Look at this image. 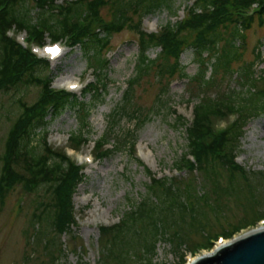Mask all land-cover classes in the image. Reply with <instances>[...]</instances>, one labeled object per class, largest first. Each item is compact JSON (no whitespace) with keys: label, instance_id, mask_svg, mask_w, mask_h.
I'll return each mask as SVG.
<instances>
[{"label":"trees","instance_id":"trees-1","mask_svg":"<svg viewBox=\"0 0 264 264\" xmlns=\"http://www.w3.org/2000/svg\"><path fill=\"white\" fill-rule=\"evenodd\" d=\"M190 1L191 6L186 8L178 23H167L158 32L147 33L141 29L143 16L164 8L171 10L172 0H76L67 1L62 6L55 4L54 0H0V91L22 85L40 88L39 96L33 104L26 105L18 101L21 113L7 134L3 154L0 202L7 187L21 185L29 191L40 186L48 188L53 216L46 210L34 216L31 228H37L30 238L32 242L41 245L50 264H59L63 249L57 244L56 238H48V230L42 226L46 223L60 235L66 232V228L75 225L72 197L83 176L79 168L63 155L50 151L44 137L43 150L30 146L31 137L35 129L46 125L49 115H57L64 108L72 106L83 129L73 133L70 140L75 144L85 141L84 128L89 125V115L107 93L106 71L110 63L106 52L110 50V37L125 28L133 30L136 35L138 54L133 76L126 82L121 102L108 116L111 130L118 127L122 120L134 123L136 129L145 125L150 116H142L141 108L134 107L133 103L137 87L143 79L152 75L159 88L155 103L161 106V98L168 92L172 81L188 77L180 58L186 50L191 49L198 61L199 72L189 77L188 82L191 91L195 90L199 96L193 108V122L185 128V132L187 154L192 155L194 161H190L187 154H184L175 163V168L178 171L186 169L197 172L203 186L207 182L218 186L220 168L246 181L253 175L250 186L255 190L257 185L264 186V172L246 173L235 162L245 126L249 121L264 116V70L256 74L252 70V63H244L237 70L233 68V65L242 62L246 32L255 23L264 27V0ZM29 3L37 10L38 18L34 23L33 18H27L30 13ZM104 8L109 11L108 19L101 14ZM133 17L137 20L134 21ZM12 26L26 30L30 38L38 42L47 34L53 40L68 39L72 47H80L85 53L87 69L91 68L96 77L84 93L89 95V99L79 101L74 95L54 91L48 76L36 75L47 70L48 64L36 59L28 50L5 36L4 32ZM151 48L160 49L154 59L147 55ZM256 59L264 61L259 52ZM218 74L224 77L235 76L240 89L210 96L209 92L218 86ZM231 115L236 118L227 129L217 131L212 125L214 120ZM176 121L186 125L181 117ZM113 135L114 131H111L96 143L101 158L108 157L124 144L125 141H122L116 148L104 149L108 143L107 138ZM132 145L133 142L130 143ZM149 177L151 181L146 189L148 194L163 203H154L145 197L139 203L131 204L119 223L99 228V234L107 237L100 250L102 264H127L132 261L129 259L136 256L128 250L134 246L152 254L157 238L161 233L166 234L161 217L167 219L178 210L188 215L191 223H194L200 214L196 209L187 207L182 200V191L192 195L193 179L187 180L182 190L177 187L176 180L155 178L150 173ZM180 235V231L170 235V241L175 246L181 241ZM207 246L210 248L211 244ZM133 250L135 252V248Z\"/></svg>","mask_w":264,"mask_h":264},{"label":"rangeland","instance_id":"rangeland-1","mask_svg":"<svg viewBox=\"0 0 264 264\" xmlns=\"http://www.w3.org/2000/svg\"><path fill=\"white\" fill-rule=\"evenodd\" d=\"M55 1L57 5H62L73 0ZM170 4L171 10L164 8L144 15L142 30L148 33L157 32L167 23H178L192 2L172 0ZM32 7V3H29L30 13L27 18H33L34 23L38 14ZM101 14L105 19L109 18L107 9L104 8ZM133 20L136 21L137 18L133 17ZM136 42L137 37L129 28L110 37V50L106 52L110 63L106 71L107 93L104 100L95 106L89 115V125L84 128V137L88 144L81 152H92L94 144L111 131H114V135L107 138V142L115 147L122 141H125L124 144L107 158L84 168L85 177L76 187L73 196L77 226L66 228V232L60 235L48 224L44 223L42 226L48 230V238H56L57 244L63 249L59 264H102L100 250L107 237H102L98 228L117 224L131 204L139 203L145 197H149L154 203H163L155 196L150 197L146 190L151 181L149 173L155 178L167 177L176 180L177 187L182 190L184 183L193 179L192 195L182 191V200L187 207L196 209L200 214L194 223H191L188 215H183L178 210L167 219L161 217L166 234L161 233L157 238L153 253L148 254L141 248L130 247L128 250L136 256L129 259L132 261L127 264H184V255L187 264L190 251L195 255L191 258L210 253L219 244V239L230 241L264 226V186L257 185L256 190L251 187L253 175L246 181L243 177L220 168L217 175L218 186L211 182L203 186L201 176L197 172L175 171V163L188 153L185 132L188 124H178L176 116L190 121L193 106L197 104L199 96L195 90L191 91L188 82L189 77L199 72L198 61L191 49L186 50L180 58L188 77L172 81L168 92L161 98V106L155 103L159 88L152 75L143 79L137 87L133 103L134 107L141 108L142 116H150L145 125L136 129L134 123L122 120L118 127L111 130V120L108 116L121 102L126 82L133 76L138 54ZM236 45H240V42ZM244 46L242 62L233 65L234 70L244 63H252V70L256 74L264 70V61L259 62L256 59L257 52L264 59V27L255 23L245 34ZM159 51V48H151L147 55L154 59ZM65 52L66 55L61 60L50 63L47 70L36 75L48 76L53 80L54 89H58L60 82L65 78L73 82L79 81L81 86L92 81L90 73H86L87 61L84 51L77 47L70 51L67 48ZM209 73L210 71L207 76ZM235 78L218 74V86L216 90L210 91L209 95L213 97L226 90L238 91L240 88ZM39 92L40 88L32 85L0 91V175L7 134L21 113L18 101L31 105L36 102ZM74 94L79 96V101L89 99V95L82 97L80 90ZM231 121L232 119L216 122L215 127L221 129ZM46 122L44 127L33 131L30 146L43 150V137H48V146L54 151L62 152L61 149L69 145L68 137L83 129L72 106L64 108L57 115H49ZM244 131L235 162L246 173L264 172V116L249 121ZM128 136L130 138L126 140ZM132 142L136 143V156L139 161L130 158ZM71 157L76 160L75 155ZM51 206V194L46 186H40L34 191H29L21 185L6 188L0 202V264H50L41 245L32 242L30 235L37 228H31L34 216L45 210L53 216ZM178 231L181 241L175 246L170 241V235ZM207 244H211V247ZM129 254L128 252V256Z\"/></svg>","mask_w":264,"mask_h":264},{"label":"water","instance_id":"water-1","mask_svg":"<svg viewBox=\"0 0 264 264\" xmlns=\"http://www.w3.org/2000/svg\"><path fill=\"white\" fill-rule=\"evenodd\" d=\"M191 264H264V226L223 242Z\"/></svg>","mask_w":264,"mask_h":264},{"label":"snow or ice","instance_id":"snow-or-ice-1","mask_svg":"<svg viewBox=\"0 0 264 264\" xmlns=\"http://www.w3.org/2000/svg\"><path fill=\"white\" fill-rule=\"evenodd\" d=\"M48 51H50V52H56L58 50H56V49H48Z\"/></svg>","mask_w":264,"mask_h":264},{"label":"bare ground","instance_id":"bare-ground-1","mask_svg":"<svg viewBox=\"0 0 264 264\" xmlns=\"http://www.w3.org/2000/svg\"><path fill=\"white\" fill-rule=\"evenodd\" d=\"M213 250H214V249H213ZM194 259H195V258H193L192 261H193ZM191 263H192V262H191ZM191 263H190V264H191Z\"/></svg>","mask_w":264,"mask_h":264}]
</instances>
